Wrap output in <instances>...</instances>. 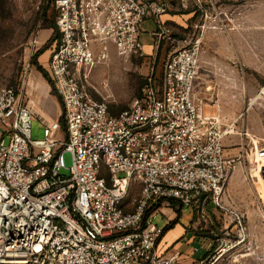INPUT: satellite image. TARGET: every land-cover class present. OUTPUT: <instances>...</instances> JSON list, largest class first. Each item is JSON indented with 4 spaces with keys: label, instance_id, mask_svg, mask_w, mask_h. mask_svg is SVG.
Masks as SVG:
<instances>
[{
    "label": "built area",
    "instance_id": "2783aa9c",
    "mask_svg": "<svg viewBox=\"0 0 264 264\" xmlns=\"http://www.w3.org/2000/svg\"><path fill=\"white\" fill-rule=\"evenodd\" d=\"M204 3L52 0L55 46L45 71L63 118L35 140L21 89L0 88V264H189L179 253L160 252L163 229L154 219L161 206L196 213L206 200L229 215L235 243L245 240L243 215L219 204L239 161L225 146L235 123L203 117L194 92L204 25L168 55L162 82L149 78L118 114L84 84L110 46L119 55H144L140 38L147 19L157 25L152 35L159 45L171 39L165 13L194 4L207 19ZM242 135L248 140L244 154L251 152V164L264 174V146L247 130ZM65 152L72 156L67 177L60 174ZM132 184L140 192L129 203ZM225 252L213 248L190 264H227Z\"/></svg>",
    "mask_w": 264,
    "mask_h": 264
},
{
    "label": "rangeland",
    "instance_id": "374dc122",
    "mask_svg": "<svg viewBox=\"0 0 264 264\" xmlns=\"http://www.w3.org/2000/svg\"><path fill=\"white\" fill-rule=\"evenodd\" d=\"M204 10L207 19L202 18L201 11L194 4L187 9L174 5L162 16L166 27L170 28L171 39L159 45L152 35L157 25L153 19H147L140 38L144 55H119L110 46L106 57L91 70L84 84L94 98L105 101L111 112L118 114L128 108L149 78L158 84L162 82L169 53L182 46L188 36L200 34L199 26L204 25L202 66L205 69L212 67L214 77L221 80V87L226 89L229 84L233 93L230 106H239L242 113L226 118V121H235V135L230 141L231 146L235 144L231 148H237L234 154L239 161L230 173L232 176H229L219 204L243 215L247 238L235 243V237L230 233L229 215L211 206L196 210L194 219L192 208H183L179 214L173 209H160L154 224L164 227L171 218L176 225L187 227L194 220L200 234L210 237L207 234L212 230L217 236H224L223 243H216L214 248L227 249L223 256L225 263L264 264V174L251 164L253 154H244L243 144H248V140L242 135L247 130L259 147L264 146V0H207ZM46 19L55 21L52 0H0V88L13 86L21 89L23 100L32 114V137L35 140L44 137L45 127L55 120L60 121L62 112L46 77L36 66L40 63L44 69L49 68L55 46L48 48L54 31ZM37 46L41 49L39 62L35 60ZM36 71L46 80L45 97L41 101H35L36 93L29 88L36 78ZM203 107V117L215 113L214 108ZM57 137L62 139V133ZM64 161L66 168L60 174L67 177L72 165L69 152L64 153ZM123 176L118 174V177ZM139 192L140 186L132 184L128 189V202L131 203ZM212 209L213 216L209 212ZM213 223L219 226V231H215ZM191 239L189 234L183 235L178 251L187 254L191 248L198 247L199 252L190 257L196 260L205 254L208 242L198 239L189 244Z\"/></svg>",
    "mask_w": 264,
    "mask_h": 264
},
{
    "label": "crops",
    "instance_id": "0c3cea01",
    "mask_svg": "<svg viewBox=\"0 0 264 264\" xmlns=\"http://www.w3.org/2000/svg\"><path fill=\"white\" fill-rule=\"evenodd\" d=\"M52 10L55 13L53 5H52ZM55 16H56V14H55ZM53 22H55V21H53ZM46 23L52 28L53 31H55V29L49 23L48 19H46ZM39 34L40 33H38V35ZM51 35L52 36H50V38H51V42H52V40L54 39V34H51ZM37 38H38V36H37ZM37 38L35 41L36 45H38ZM51 42L48 45V48H50V49L52 47ZM37 47H38L37 48L38 52L35 56V60H37V62H39V55L41 54V49L39 48V46H37ZM46 48H47V46H46ZM39 65L43 67V65H41L40 63H39ZM211 69H212L211 66H207L205 69L201 63L200 70L198 73V78H197L196 84H195V91H194L195 97H196V102H197V105L199 107V110L202 114V112L204 111L203 106L208 105L211 108H214V110H215V113H213L211 115L220 116L223 119V121L226 123H233V122L226 121V118L227 117H229V118L230 117H237L242 113L239 111V108H238L239 106L238 107L237 106H234V107L230 106V104H231L230 98L232 96L231 94H233V93H232V90H230V88H229V84L226 83L228 86V88L225 86L226 89L224 87H221L220 86L221 80L218 77H214L213 70H211ZM45 81L46 80L44 79L42 74H40L39 72L36 71V78H35L34 82L32 83L33 85H30V87L28 86L30 88V90H32L33 92L36 93L35 101H41V99H43L45 97V87H46ZM222 84H224V83H222ZM57 103H59L58 100H57ZM225 103H228V104H225ZM51 111H52V109H51ZM245 111H246V108L244 107L243 112H245ZM211 115H209V116H211ZM234 123H235V121H234ZM234 135L228 136L226 139V142H225V146H226L227 150L231 153H234L237 150V148H234V149L231 148V147H235V144H233L231 146L232 141H230L231 137ZM228 143L230 146L228 145ZM229 176H230V174H229ZM229 176H228L227 182L232 175L230 177ZM227 182H226V184H227ZM212 204L215 205V206H213L214 209H218V210L221 209L218 206H216L215 203H212ZM166 208H169L168 209L169 211H171L173 209L174 211L178 212V214L183 209V208L174 209V208L167 207L164 205V206H161L159 208V210L160 209H166ZM230 210H232V209H230ZM209 211L213 212V209L209 210ZM234 211H236V210H234ZM236 212H238V211H236ZM179 217H180V215H178L177 218H179ZM195 217H196L195 212H193V219ZM168 222L169 223L166 224V226H164V227L159 226L160 228L163 229V235L160 238V240L158 241V248L160 249V252L163 254L164 253H179L181 255L180 259L184 263L190 264L194 261L202 259L203 257H206L208 254L211 253L212 249L215 247L216 240L218 238H221L220 236H217L211 229H210L211 233H213L214 237H211V236L209 237V236H205V235L200 234L199 230L196 226V223H193V221L187 227H184L181 224L176 225V222L173 223L171 218H169ZM218 225H220V224H218ZM214 227L217 228V230L219 229V226H215L213 223V228ZM199 229L202 230L201 228H199ZM245 229L247 230L246 227H245ZM236 232H237V228L232 225L230 228V233H232L234 235L235 239H236V236H235ZM185 234H189L192 237L191 241H189V244H193L194 240H198V239H202V240H205V242H208V246L205 248L206 252L204 255L200 256L196 260H192L190 258L191 256L194 255V253L199 252L198 247L191 248L187 254H184V253L178 251V248L180 246L179 243L181 242L183 235H185ZM222 237H224V236H222ZM246 238H247V234L245 235V239Z\"/></svg>",
    "mask_w": 264,
    "mask_h": 264
},
{
    "label": "trees",
    "instance_id": "16d2710c",
    "mask_svg": "<svg viewBox=\"0 0 264 264\" xmlns=\"http://www.w3.org/2000/svg\"><path fill=\"white\" fill-rule=\"evenodd\" d=\"M51 25H52V27L55 29V32H56V27H55V22H49ZM36 66H37V68H38V70L44 75V77H46V79H47V72L45 71V69L42 67V66H40L39 64H36ZM147 82V81H146ZM146 82H145V84H146ZM10 87V86H9ZM16 89H19L18 87H15ZM142 89V88H141ZM140 94V92L138 93V95ZM61 125H63V124H61ZM63 127V126H62ZM212 201L211 200H206V201H204V203H203V206H202V208H206L207 209V207L209 206H211V207H213V206H215L214 204L212 205ZM210 213H211V215L213 216V213L211 212V211H209ZM174 223V222H173ZM214 229H215V231H218L217 230V228H215L214 227ZM207 235H210L211 237H214L213 236V233H210L209 232V234H207ZM217 237V236H216Z\"/></svg>",
    "mask_w": 264,
    "mask_h": 264
},
{
    "label": "water",
    "instance_id": "95a60500",
    "mask_svg": "<svg viewBox=\"0 0 264 264\" xmlns=\"http://www.w3.org/2000/svg\"><path fill=\"white\" fill-rule=\"evenodd\" d=\"M47 82H48L49 85H50L51 92H52L53 94H55V93H54L55 91H54L53 84H52L50 78H48V77H47ZM54 96H55V95H54ZM55 97L57 98V100H58L59 103L61 104V100H60V98H59L58 96H55ZM61 106H62V105H61ZM63 113H64V108L62 107L61 119L63 118Z\"/></svg>",
    "mask_w": 264,
    "mask_h": 264
}]
</instances>
